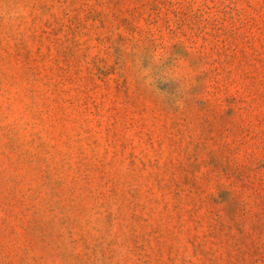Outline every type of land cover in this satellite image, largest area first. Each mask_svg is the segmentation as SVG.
Listing matches in <instances>:
<instances>
[{
	"label": "rangeland",
	"instance_id": "rangeland-1",
	"mask_svg": "<svg viewBox=\"0 0 264 264\" xmlns=\"http://www.w3.org/2000/svg\"><path fill=\"white\" fill-rule=\"evenodd\" d=\"M0 264H264V0H0Z\"/></svg>",
	"mask_w": 264,
	"mask_h": 264
}]
</instances>
